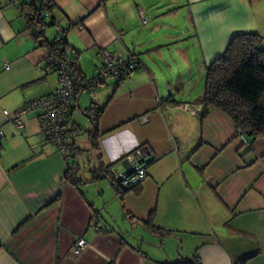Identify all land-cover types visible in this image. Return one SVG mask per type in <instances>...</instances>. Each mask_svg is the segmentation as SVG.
I'll return each instance as SVG.
<instances>
[{
  "label": "crops",
  "instance_id": "0c3cea01",
  "mask_svg": "<svg viewBox=\"0 0 264 264\" xmlns=\"http://www.w3.org/2000/svg\"><path fill=\"white\" fill-rule=\"evenodd\" d=\"M52 2L44 35L52 41L54 21H61L78 82L95 75L101 49L135 53L142 66L123 81L80 90L65 144L46 143L35 111L21 128L3 113L57 87L56 74L44 67L48 49L32 36L40 0H0V264H162L194 256L202 264H264V136L248 147L221 111L202 118L203 85L192 81L234 36L264 37V0ZM92 107L100 109L95 126L85 114ZM140 146L152 159L146 177L121 193L110 169H127L126 155ZM85 152L91 157L81 168L76 159ZM66 173L81 182L72 184ZM103 179L130 229L141 232L130 235L139 245L81 190L82 182ZM78 237L87 245L74 254Z\"/></svg>",
  "mask_w": 264,
  "mask_h": 264
},
{
  "label": "trees",
  "instance_id": "16d2710c",
  "mask_svg": "<svg viewBox=\"0 0 264 264\" xmlns=\"http://www.w3.org/2000/svg\"><path fill=\"white\" fill-rule=\"evenodd\" d=\"M36 9L37 13L40 12V18L35 20L32 36L41 45H45L48 51L56 49L59 44L62 46L59 54L70 69L77 96L80 90H83L84 83L83 79L82 83L78 82L82 77L78 61L76 57L68 56L65 40L57 43L46 40L44 35L46 23L41 16L42 0ZM198 102L205 109L202 118L212 108L224 113L232 121L236 136L239 131L248 141L249 144L246 146L250 147L257 138L264 136V37L258 33L234 36L225 51L205 68L203 90ZM86 112L92 125L95 126L100 109L92 107ZM93 135L96 133L94 132ZM93 145L96 148L94 136ZM108 170L109 167L103 169L106 177H108ZM66 178L70 179L74 185L81 182L73 173L70 175L66 173ZM109 179L119 189L111 174ZM119 192L124 191L119 189ZM153 214L152 211L145 224L149 225L152 222ZM150 228L154 231L158 230L153 224H150ZM162 264H202V262L194 256Z\"/></svg>",
  "mask_w": 264,
  "mask_h": 264
},
{
  "label": "built area",
  "instance_id": "2783aa9c",
  "mask_svg": "<svg viewBox=\"0 0 264 264\" xmlns=\"http://www.w3.org/2000/svg\"><path fill=\"white\" fill-rule=\"evenodd\" d=\"M9 1L12 2L13 0ZM52 8V0H42L41 16L43 19L52 18ZM139 14L141 21H144L141 12ZM54 26L56 36L52 42H63L65 40V30L61 26V21H54ZM61 50L62 46L59 44L56 49L48 51L44 59L45 69L51 70L56 74V89L51 94L29 100L13 112L3 110V113L9 117L11 123L16 128L23 127V117L27 113L35 111L40 127L41 139L59 148L65 144L67 134L65 123L71 109L76 106L74 82L70 69L59 54ZM97 57L99 61L98 69L94 76L84 80V91L90 92L104 87L111 81L120 82L128 79L142 66L138 55L135 53L121 54L111 52L107 49H101ZM4 66L6 67L7 64L5 63ZM157 102L161 104L162 100L158 99ZM146 120V116L140 117L141 122H145ZM237 135L242 143L245 145L249 144L241 132L238 131ZM3 137L4 134L0 130V141ZM126 160L128 162L127 169L120 172L114 169L110 170L113 180L122 191H128L130 188L139 185L145 179L146 167L152 159L149 156L148 149L140 146L133 149L126 156ZM86 245L87 243L82 237L76 238L72 247L73 253L78 254Z\"/></svg>",
  "mask_w": 264,
  "mask_h": 264
},
{
  "label": "rangeland",
  "instance_id": "374dc122",
  "mask_svg": "<svg viewBox=\"0 0 264 264\" xmlns=\"http://www.w3.org/2000/svg\"><path fill=\"white\" fill-rule=\"evenodd\" d=\"M45 23H48L49 19H44ZM47 29L50 30L49 32H53V26L48 25ZM179 61V60H177ZM181 64V61H179ZM204 76L199 77L195 76L193 77V82L199 83V87L203 85L204 82ZM84 126V125H83ZM79 137L84 138V136H87L86 132H79ZM89 152H85L84 157L77 158L76 161H81V168L87 165L88 160L91 157V154H87ZM84 175H88L86 172ZM109 184L107 179H103L101 181H98L97 183H85L82 182L80 187L81 190L85 193V195L89 198V200H93V203L95 204V208L101 212V216L107 215L111 218V225L117 232H120L124 238L132 243L138 244L133 240L131 237H140L141 232L135 229H130V221L124 216L123 211L121 209L120 201L119 199L112 194L113 188ZM112 189V190H110ZM101 192H103V195H101ZM129 232V234H128Z\"/></svg>",
  "mask_w": 264,
  "mask_h": 264
},
{
  "label": "water",
  "instance_id": "95a60500",
  "mask_svg": "<svg viewBox=\"0 0 264 264\" xmlns=\"http://www.w3.org/2000/svg\"><path fill=\"white\" fill-rule=\"evenodd\" d=\"M35 18L36 19H39L40 18V12H38L36 15H35ZM87 117H89V115L87 114V112L85 113Z\"/></svg>",
  "mask_w": 264,
  "mask_h": 264
}]
</instances>
